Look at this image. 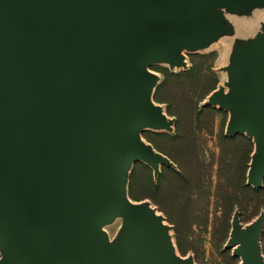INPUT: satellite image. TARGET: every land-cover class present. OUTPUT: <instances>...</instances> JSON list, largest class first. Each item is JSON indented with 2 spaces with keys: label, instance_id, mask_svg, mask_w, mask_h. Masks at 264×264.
Segmentation results:
<instances>
[{
  "label": "water",
  "instance_id": "95a60500",
  "mask_svg": "<svg viewBox=\"0 0 264 264\" xmlns=\"http://www.w3.org/2000/svg\"><path fill=\"white\" fill-rule=\"evenodd\" d=\"M264 0H0V264H192L175 256L168 226L127 195L136 160L166 156L140 136L169 127L148 65H184L182 47L227 30L220 8ZM229 134L255 138L248 181L264 178V30L224 67ZM112 239L103 226L118 215ZM260 214L235 212L228 245L240 264H264Z\"/></svg>",
  "mask_w": 264,
  "mask_h": 264
},
{
  "label": "rangeland",
  "instance_id": "374dc122",
  "mask_svg": "<svg viewBox=\"0 0 264 264\" xmlns=\"http://www.w3.org/2000/svg\"><path fill=\"white\" fill-rule=\"evenodd\" d=\"M220 11L228 25L219 39L185 47L184 65H148L157 77L153 102L171 123L146 126L140 136L170 163H160L156 172L136 160L126 184L130 201L150 205L168 226L176 255L190 258L192 264H240L234 245H228L233 215L237 212L246 226L264 214V178L260 186L248 181L255 138L246 132L229 134V110L210 103L215 90L229 89L230 71L224 67L264 30V2L247 13ZM120 220L106 225L110 237ZM259 241L264 253V223Z\"/></svg>",
  "mask_w": 264,
  "mask_h": 264
},
{
  "label": "bare ground",
  "instance_id": "6f19581e",
  "mask_svg": "<svg viewBox=\"0 0 264 264\" xmlns=\"http://www.w3.org/2000/svg\"><path fill=\"white\" fill-rule=\"evenodd\" d=\"M245 20H247V19H245ZM227 25H228V23H227ZM232 25V24H231ZM227 35H228V33H226ZM226 34L223 36V39L226 41V38H225V36H226ZM221 35H223V34H220V35H218L217 36V38H215V39H219L220 38V36ZM215 39H213L212 41H210L208 44H210V43H212ZM207 44V45H208ZM185 49V47H182V48H180V52L181 53H183V50ZM185 60V59H184ZM141 161V160H140ZM142 162H144V161H142ZM145 163V162H144ZM121 219V220H120ZM116 220H120V224H119V227H118V230H119V228H120V226H121V224H122V221H123V215H121V214H118V215H116L113 219H112V221L111 222H109V223H107V224H105L104 226H103V229H104V231L106 232V234H107V236H108V241L109 242H111L112 241V239L114 238V237H110V234H109V232H108V230L106 229V225H108V224H110V223H114ZM118 230H117V232H118ZM169 235V234H168ZM170 240H171V238H170ZM171 244H172V247H173V249H174V254H175V256H176V247L173 245V242H171ZM261 254H262V256H263V258H264V253H262V249H261ZM239 257L241 258V260H242V257L239 255Z\"/></svg>",
  "mask_w": 264,
  "mask_h": 264
}]
</instances>
